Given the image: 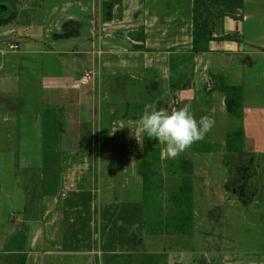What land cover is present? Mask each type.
Here are the masks:
<instances>
[{
    "label": "crops",
    "instance_id": "obj_1",
    "mask_svg": "<svg viewBox=\"0 0 264 264\" xmlns=\"http://www.w3.org/2000/svg\"><path fill=\"white\" fill-rule=\"evenodd\" d=\"M19 2L12 0L10 16L0 22V27L10 26L0 31V45L8 37L19 44L18 51H0V264H60L62 254L70 255L72 262L90 246L96 248L91 250L95 255L93 259L87 255L84 264L201 263L188 240L197 200L220 183L224 192L233 191L228 184L233 175L226 172L217 181L215 169L209 173L208 168L216 158L239 165L238 159L251 156L246 143L263 141L264 0H245L243 21L218 20L213 37L236 38L215 40L206 53L193 52V0H86L84 20L65 14L66 9L44 17L39 0H25L21 10ZM86 73L91 76L86 78ZM213 75L242 87L241 117L228 112L225 94L214 88ZM103 95L105 111L98 116ZM146 106L149 111L168 112L187 108L197 120L212 117L215 125L203 140L169 158L165 145L137 133L136 121ZM235 130L243 132V150L229 153L227 135ZM103 133L110 149L130 152L119 155L123 161L134 156L131 152L141 158L135 168L138 174L141 162L148 161L154 177L150 190L144 191L139 174L142 183L137 191L129 178L125 180L133 200L122 201L108 189L101 200L96 188L98 156L72 198L48 207L39 204L37 220H27L31 195L17 157L25 163L22 167L34 164L21 150L43 151L47 135L52 134L66 135L73 148L95 151L96 137ZM59 160L53 164L62 166ZM181 161L191 162L194 182L189 236L166 227L177 215L170 196L183 183ZM158 179L161 182L156 183ZM249 195L250 190L245 197ZM122 202L144 207L143 245L130 252H102L101 211ZM168 204L176 210L171 208L168 216L159 218L157 210L169 209ZM158 223L164 226L155 227Z\"/></svg>",
    "mask_w": 264,
    "mask_h": 264
},
{
    "label": "rangeland",
    "instance_id": "obj_2",
    "mask_svg": "<svg viewBox=\"0 0 264 264\" xmlns=\"http://www.w3.org/2000/svg\"><path fill=\"white\" fill-rule=\"evenodd\" d=\"M33 1L38 3V0ZM44 1L46 3L39 0L42 8L40 14H43L44 17H47L48 14H55V10L66 9L65 14L75 15L79 20H84L87 13L84 11L86 6L82 4L86 0H73L71 5L65 3L68 0ZM25 4V0H21L19 9L21 10ZM9 27H0V31L4 32ZM14 38L2 39L0 51L7 53L12 51L11 40ZM2 65L0 58V67ZM105 105V96L103 95L98 105V116L104 113ZM92 129L96 130V125H93ZM262 134V145L246 143L245 147L247 150L250 149L251 156H243L241 160L238 159L239 165L234 162L232 165L226 164V160L221 163L219 158H216L208 168L209 173L215 169L214 174L219 177L217 181H221L226 172L233 175V179H230L231 181L228 183L233 187V191L232 194L230 189L224 192L220 183L213 191L204 189L209 190L205 193L208 197L201 194L200 199L197 200V202L200 201L196 203L195 225L192 236L188 239L190 241L189 248L195 254L197 253L196 257L201 260V263L197 262V264H264V133ZM96 138L95 151L73 148L74 144L66 135L57 137L52 134L47 135L43 151L21 150L24 155L28 153V156L31 157L30 163L34 164L22 167L25 163L17 157L19 164L17 166L22 176L25 177V184L31 195L27 220H37L39 204L41 206L45 204L48 207L61 204L65 198V200L72 198L76 193L75 190L84 184L82 179H85L86 175L91 172V164L95 162L94 154L100 158L96 179V188L100 190V199L104 200V193L108 189L122 201L133 200L129 197L125 180L129 178L132 188L137 191L142 183V176H139L135 168L138 167L141 158L135 157L137 156L135 152H131L134 156L123 161L119 155L129 151L110 149L105 142V133L97 135ZM133 151L140 152L136 149ZM55 153L61 155L63 165L52 169L53 175H51L49 172H45L44 164H47V158L51 159L48 164L56 163L58 156H54ZM235 158L236 156H233L234 160ZM39 163L44 164L38 166ZM131 163L134 166H131ZM135 163L137 164L135 165ZM86 164L90 165L89 169ZM235 174H238L237 178H234ZM249 190L250 195L246 198L245 195H248ZM227 191L229 193H226ZM168 206L169 209L157 210L159 218L168 216L171 208L176 210L174 206L170 204ZM256 206H259V209ZM167 211L168 213H166ZM162 226H164L162 223L155 225V227ZM92 249L96 248L94 246L83 247L82 253L72 262L69 261L70 255L62 254L60 264H84L87 255L93 259L95 254L91 253Z\"/></svg>",
    "mask_w": 264,
    "mask_h": 264
},
{
    "label": "trees",
    "instance_id": "obj_3",
    "mask_svg": "<svg viewBox=\"0 0 264 264\" xmlns=\"http://www.w3.org/2000/svg\"><path fill=\"white\" fill-rule=\"evenodd\" d=\"M245 0H193V52L206 53L213 41H231L235 35H226L221 38L213 37V27L223 17L237 21L244 20ZM12 0H0V22L10 16ZM215 89L225 94L226 107L230 114L241 117L243 112V89L241 86L228 85L222 76H212ZM211 89V87H210ZM226 150L229 153H239L243 150V132L231 131L227 135ZM95 155V164L98 155ZM54 156L61 155L55 154ZM50 161L51 159H47ZM44 165L45 172L59 168L57 164ZM183 169V183L180 190L170 196V201L177 208V215L168 221L166 227L175 232L189 236L193 224L194 182L192 178V164L190 161H181ZM92 168V167H91ZM150 165L144 160L140 164L139 174L143 178L144 191L150 190L149 185L154 179L149 171ZM161 180H156V183ZM141 203H113L103 207L100 225V249L102 252L121 250L130 252L143 245L145 219ZM28 211V209H27Z\"/></svg>",
    "mask_w": 264,
    "mask_h": 264
},
{
    "label": "clouds",
    "instance_id": "obj_4",
    "mask_svg": "<svg viewBox=\"0 0 264 264\" xmlns=\"http://www.w3.org/2000/svg\"><path fill=\"white\" fill-rule=\"evenodd\" d=\"M137 133H146L149 139L165 145L164 153L175 158L201 141L212 130L215 120L203 116L199 120L187 108L149 111L146 106L142 116L136 121ZM141 143L138 135L135 136ZM142 147V143H141Z\"/></svg>",
    "mask_w": 264,
    "mask_h": 264
},
{
    "label": "built area",
    "instance_id": "obj_5",
    "mask_svg": "<svg viewBox=\"0 0 264 264\" xmlns=\"http://www.w3.org/2000/svg\"><path fill=\"white\" fill-rule=\"evenodd\" d=\"M12 48H13V50L18 51V49H19V44L14 43L13 46H12ZM90 76H91V73H86V75H85L86 78H89ZM85 77H84V78H85Z\"/></svg>",
    "mask_w": 264,
    "mask_h": 264
}]
</instances>
